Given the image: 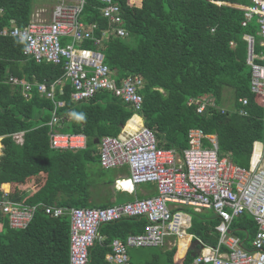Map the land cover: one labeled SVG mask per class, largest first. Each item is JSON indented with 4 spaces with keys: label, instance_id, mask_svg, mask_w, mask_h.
I'll return each instance as SVG.
<instances>
[{
    "label": "trees",
    "instance_id": "1",
    "mask_svg": "<svg viewBox=\"0 0 264 264\" xmlns=\"http://www.w3.org/2000/svg\"><path fill=\"white\" fill-rule=\"evenodd\" d=\"M113 2L120 7V23L103 16L104 3L98 0H85L81 19L86 25L94 23L93 36L100 39L97 48L117 83L130 74L141 77L143 105L138 115L155 132L157 145L173 148L181 156L189 146V130L199 128L215 135L220 157L250 167L255 143L264 140V94L252 91L251 65L246 61L254 53L258 55L254 57L256 64L264 65L257 16L245 15V7H252L254 0ZM33 9V0H0V29L24 28L34 20ZM119 28L125 29V36L116 34ZM247 36H252V44ZM81 46L95 48L92 40L83 41ZM23 51L24 43L9 35L0 36V198L6 187L10 202L82 207L95 187V173L101 178L108 170L101 167L93 140L117 135L134 111L107 90L72 101V86L64 80L63 63L37 62ZM10 75L40 83L45 92L24 98L23 82L17 80L13 84L19 87L10 86ZM44 80L46 83H41ZM203 96L207 103L199 113L198 106L189 100ZM57 101L63 105L58 107ZM54 111L60 118V132L86 135L84 149L50 147L49 122ZM17 132L23 134L14 139L12 134ZM89 161L99 166L98 172L85 170ZM35 216L30 226L22 229L10 227L6 219L0 223V264H26L21 256L44 243L62 255L59 264H69V216L50 217L43 210ZM250 216L239 214L230 225V233L238 236L246 249L257 231ZM133 218L138 217L102 224L99 233L104 239L95 240L89 248L87 264H108L105 255L120 230L135 231L122 239L144 230L146 218ZM218 222L212 211L193 212L190 232L214 248L219 238L215 229ZM37 228L49 237H42ZM178 250L162 251L155 246L148 249L146 259L133 264H190L197 255L187 252L174 263Z\"/></svg>",
    "mask_w": 264,
    "mask_h": 264
},
{
    "label": "built area",
    "instance_id": "2",
    "mask_svg": "<svg viewBox=\"0 0 264 264\" xmlns=\"http://www.w3.org/2000/svg\"><path fill=\"white\" fill-rule=\"evenodd\" d=\"M98 1L104 3L103 16L112 23H120V7L113 0ZM254 2L252 7H245V15L257 16L258 34L264 46V0ZM84 3L85 0L58 2L48 19H34L24 28L0 29V36L9 35L24 43V54L37 62L63 63L64 80L72 86V101L86 100L100 90H107L131 106L134 114L128 120L134 119L143 105L140 93L143 81L140 76L131 74L119 83L111 77L110 68L97 48L100 39L93 36L94 23L86 25L81 19ZM126 33L123 28L116 31L118 36ZM246 38L253 43L252 36ZM62 39L68 41L62 43ZM85 40H92L95 48L81 46ZM250 54L246 61L251 65L252 91L264 94V65L256 64L254 57L258 55ZM10 80L17 83L15 78ZM22 85L24 97L28 98L30 85ZM39 90L45 92V86L40 85ZM47 97L52 98V94L47 93ZM189 102L198 106L197 112L204 111L203 97ZM56 104L59 107L63 102ZM130 123L129 128H135L133 131L100 138V165L105 169L127 166L130 184L154 182L157 193L105 207H46V213L51 216L67 213L70 217L69 264H87L89 248L95 240L104 238L99 233L102 224L143 216L147 220L144 232L129 236L125 242L113 239L107 255L109 264H130L128 248L157 246L166 236L183 232L186 219L179 206L211 209L219 221L215 227L219 234L217 248L197 254L190 264H264V140L255 143L261 155L252 161L250 169H245L220 157L215 135L206 134L202 129L189 130V146L179 156L173 148L159 147L155 132L143 123L140 126L136 121ZM49 126L51 147L85 148L86 135L58 130L60 118L55 111ZM203 139H207L210 146L204 147ZM0 212L8 214L10 225L16 228L25 227V222L31 218L29 212L20 210L6 195L0 198ZM244 212L251 214L258 225L250 251L242 249L229 235L233 218ZM221 246L229 249L228 255H221Z\"/></svg>",
    "mask_w": 264,
    "mask_h": 264
},
{
    "label": "crops",
    "instance_id": "3",
    "mask_svg": "<svg viewBox=\"0 0 264 264\" xmlns=\"http://www.w3.org/2000/svg\"><path fill=\"white\" fill-rule=\"evenodd\" d=\"M61 1L75 2L77 0H44V1H40L39 3L35 2L34 3V9L32 12V18L37 15L38 11H42L44 13H47L46 10H49L48 13L50 15L52 8L58 2H61ZM42 2H49V4L42 3ZM2 29H7V28H2ZM67 41H68V39L64 40V42H67ZM11 78L17 79L19 84L22 82L24 84L28 83L30 85V89H29V96L30 97H32L34 95V92H36L37 94L40 93V90H39L40 83L31 82L27 78H19L17 76H11L10 75L8 77V82H9L8 84L12 87H14V86L19 87V84L18 85L13 84V82L10 80ZM41 83L45 84L46 81L44 80ZM24 91H25V89L23 86V88L21 90V93L23 96H24ZM135 120L138 123V126H140L143 123L142 118L140 116H136L134 119L127 120L126 123L121 127V130L117 135H119L121 133L124 134V132L127 133L129 131H133L135 128L131 129L129 127L131 126L130 122H133ZM112 136H116V135H112ZM96 139H98V138H96ZM0 140H1V137H0ZM94 140H93V142H94ZM204 140H206L207 143H204ZM95 144H97V148H98V152H99V142L95 143ZM203 146L204 147L210 146V143L207 139H203ZM217 146H218V143H217ZM260 155H261L260 147L258 145H255L253 148V152H252L251 164H252V161H255L256 157H258ZM232 163H234V162H232ZM234 164H236V163H234ZM251 164H250V167H244V166H241L238 164H236V165H238L242 168H245V169H250ZM116 168H118V169H116ZM116 168H112V169H116L114 179H112L111 177H107L106 174H104L101 177V181L98 182V186L95 183L94 189L90 190V197L86 200V204L82 205V207L109 206V205H114V204H119V203L131 201L135 198L141 199V198L150 197V196H153L157 193V187H156V184L154 182L130 184V182L128 181V177H129L128 167L127 166H119ZM27 191H31V190L27 189ZM2 195H7L9 197V192H8L6 187H4ZM12 203L16 204L20 208V210L29 212L30 216H31V218L27 222H25V224H26L25 227H21L20 229L30 226L32 221H34L36 219L35 215L38 211L43 210V212L46 215H48L50 217H54V216L47 214L45 211V208L46 207H60L55 202L52 204H46L43 202H39V203L29 204V205H26L21 201H12ZM170 206L175 207V204H171ZM72 207H74V206H72ZM179 207L182 210L183 207L182 206H179ZM185 207H188L189 209H191V212H190L191 214H193V212L207 213L209 211H212L211 209H208V208L201 209V208H193L191 206H185ZM66 208H70V207H66ZM186 209L187 208H184L185 212L187 211ZM203 210H205V211H203ZM64 214H67V213H64ZM246 214H248L249 216L251 215L249 213H246ZM183 216L186 219V225L183 227V232L180 235H172V234L168 235L163 239L162 244L157 245V249L162 250V251L163 250H171V248H173V247H176L177 250L179 249L177 251L176 255L174 256V263H177L179 260H182L187 252L195 251V254H199V253L208 252L212 249L217 248V246L213 248L212 246H210V245L206 244L205 242H202L198 238H196L194 236V234L190 232V229L192 228L191 227L192 226V218L190 217V215L188 216V215L183 214ZM140 217H143V216H140ZM140 217L133 218V219H139ZM250 217L254 220L252 215ZM124 218H132V217H124ZM5 219L8 220V223L10 225L9 215L6 213L0 212V223H3L5 221ZM256 226H257V230H258V225L256 224ZM10 227H12V226L10 225ZM12 228H15V227H12ZM37 229L41 232L40 234L42 235V237L43 236L49 237V234L44 235V233L42 232V229H40V228H37ZM144 229H145V227H144ZM130 232H135V231H129L127 229L120 230L119 237L115 238V239H118L122 242H125L129 236L135 235V234H128L124 239H122L121 237H123L124 235H126L127 233H130ZM143 232H144V230L140 229L136 233L140 234ZM229 235L236 239V244H238L242 249L248 250V251L253 249L252 248V241L250 242V248L246 249L244 247L245 243H243V241L238 236L231 234V233ZM69 236H70V217H69ZM254 236H253V238H254ZM22 237H25V236H22ZM32 239L36 240V237L32 236ZM154 247L155 246H152V247H150V246H139V247L128 248V257L130 260V264L142 262V260H144L148 257V249L154 248ZM140 249L144 250L143 257L137 258L136 252H138ZM219 250L221 251L220 252L221 255H223V256H224V254L228 255L229 249L227 247L221 246V247H219ZM110 252L106 253V255H105V259L107 262H108L107 255ZM47 254H50V256L47 257L46 256ZM61 256L62 255H59L58 252H55V251L52 252L51 250H49L47 248V243H44V244L37 245L35 247V249L30 251V252L29 251L25 252L24 255L21 256V258L23 260H25L26 264H59V262L61 261V258H60ZM108 264H109V262H108ZM178 264H180V263H178Z\"/></svg>",
    "mask_w": 264,
    "mask_h": 264
},
{
    "label": "rangeland",
    "instance_id": "4",
    "mask_svg": "<svg viewBox=\"0 0 264 264\" xmlns=\"http://www.w3.org/2000/svg\"><path fill=\"white\" fill-rule=\"evenodd\" d=\"M40 1H44V0H33L34 3L35 2L39 3ZM42 3L49 4V2H42ZM46 11H47V13H44L42 11H38L37 12V15L34 16V18L35 19H47L49 17V13H48L49 10H46ZM224 94H228V90L227 91L225 90L224 91ZM203 98H204V101L207 103V100L205 99L206 96H203ZM65 131H67V130H65ZM22 134H23L22 132H17V133L12 134V136H13L14 139H17V138H21L20 136ZM84 168H85V170L88 173H90V170L93 171L92 173H95V172H98L99 171V166H96V163H93L91 161L85 163L84 164ZM116 169H118V168H116ZM116 169H112L111 168V169H108V170H104V172H105V174H106L107 177H111L112 179H114L115 178V171H116ZM89 176H90V174H89ZM100 181H101V178L99 177V175H97L95 173V175H94V182L93 183H96V185L98 186V182H100ZM182 207H183L182 208V213L184 215H188V216L190 215V217L193 218V214L190 213L191 212V209H189L188 207H185V206H182ZM184 208H187L186 209L187 210L186 212L184 211ZM203 211H205V210H203ZM202 213H204V212H202ZM207 213H209V212H207ZM143 253H144V250L143 249H140L138 252H136V257L137 258H142L143 257Z\"/></svg>",
    "mask_w": 264,
    "mask_h": 264
},
{
    "label": "water",
    "instance_id": "5",
    "mask_svg": "<svg viewBox=\"0 0 264 264\" xmlns=\"http://www.w3.org/2000/svg\"><path fill=\"white\" fill-rule=\"evenodd\" d=\"M94 142H95V143H98V142H99V139H95Z\"/></svg>",
    "mask_w": 264,
    "mask_h": 264
},
{
    "label": "clouds",
    "instance_id": "6",
    "mask_svg": "<svg viewBox=\"0 0 264 264\" xmlns=\"http://www.w3.org/2000/svg\"><path fill=\"white\" fill-rule=\"evenodd\" d=\"M34 18V17H33ZM35 19V18H34ZM82 118V117H81ZM87 139V138H86ZM87 142V141H86ZM84 149V148H83Z\"/></svg>",
    "mask_w": 264,
    "mask_h": 264
},
{
    "label": "bare ground",
    "instance_id": "7",
    "mask_svg": "<svg viewBox=\"0 0 264 264\" xmlns=\"http://www.w3.org/2000/svg\"><path fill=\"white\" fill-rule=\"evenodd\" d=\"M136 121V120H135Z\"/></svg>",
    "mask_w": 264,
    "mask_h": 264
}]
</instances>
